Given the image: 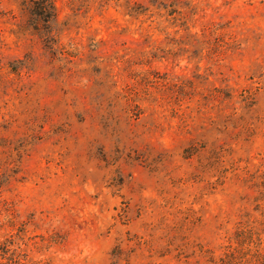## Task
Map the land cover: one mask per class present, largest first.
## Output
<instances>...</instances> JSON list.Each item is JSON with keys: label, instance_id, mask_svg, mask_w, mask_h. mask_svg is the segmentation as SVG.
Masks as SVG:
<instances>
[{"label": "rangeland", "instance_id": "374dc122", "mask_svg": "<svg viewBox=\"0 0 264 264\" xmlns=\"http://www.w3.org/2000/svg\"><path fill=\"white\" fill-rule=\"evenodd\" d=\"M47 1L0 0V264H264V0Z\"/></svg>", "mask_w": 264, "mask_h": 264}, {"label": "trees", "instance_id": "16d2710c", "mask_svg": "<svg viewBox=\"0 0 264 264\" xmlns=\"http://www.w3.org/2000/svg\"><path fill=\"white\" fill-rule=\"evenodd\" d=\"M32 3L34 6H31V9L29 11L30 15L32 17L38 18V20L44 21L45 23V17L48 16L49 13H47V6L48 1L47 0H32ZM39 23L36 25V31L40 32Z\"/></svg>", "mask_w": 264, "mask_h": 264}]
</instances>
